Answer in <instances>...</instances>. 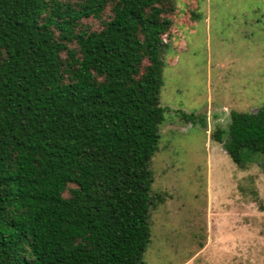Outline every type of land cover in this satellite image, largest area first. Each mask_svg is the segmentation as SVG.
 Here are the masks:
<instances>
[{
    "label": "trees",
    "instance_id": "trees-1",
    "mask_svg": "<svg viewBox=\"0 0 264 264\" xmlns=\"http://www.w3.org/2000/svg\"><path fill=\"white\" fill-rule=\"evenodd\" d=\"M177 11L174 0H0V264H143L164 201L151 166ZM230 119L214 137L232 161L264 159V107Z\"/></svg>",
    "mask_w": 264,
    "mask_h": 264
},
{
    "label": "rangeland",
    "instance_id": "rangeland-1",
    "mask_svg": "<svg viewBox=\"0 0 264 264\" xmlns=\"http://www.w3.org/2000/svg\"><path fill=\"white\" fill-rule=\"evenodd\" d=\"M174 2L187 19L163 41L180 36L163 48L168 112L151 167L164 201L143 264H264V159L241 168L214 137L232 111L264 107V0ZM102 20L83 22L98 30Z\"/></svg>",
    "mask_w": 264,
    "mask_h": 264
},
{
    "label": "crops",
    "instance_id": "crops-1",
    "mask_svg": "<svg viewBox=\"0 0 264 264\" xmlns=\"http://www.w3.org/2000/svg\"><path fill=\"white\" fill-rule=\"evenodd\" d=\"M177 13H179V11H177ZM175 19H176V16H175ZM186 19H187V18H182V19H179V20L176 19V20H177V22H175V25H176V26H175L174 28H172V31L174 30V33H175L176 31H177V32H180L179 29H178L177 23H183V22H181V21H184V20H185V22H186ZM187 21H188V20H187ZM177 35H178V34H177ZM178 36H179V35H178ZM178 36L175 35L173 41L171 40V44H170L171 46L169 45V48H170V47H172V48L176 47L178 41L180 40V39L178 40ZM179 37H180V36H179Z\"/></svg>",
    "mask_w": 264,
    "mask_h": 264
},
{
    "label": "built area",
    "instance_id": "built-area-1",
    "mask_svg": "<svg viewBox=\"0 0 264 264\" xmlns=\"http://www.w3.org/2000/svg\"><path fill=\"white\" fill-rule=\"evenodd\" d=\"M167 35H165V37H164V39H163V41L165 42V43H167Z\"/></svg>",
    "mask_w": 264,
    "mask_h": 264
}]
</instances>
